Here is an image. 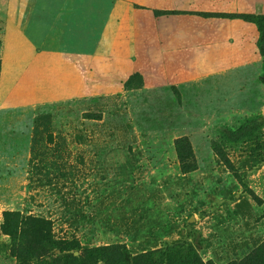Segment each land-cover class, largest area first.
<instances>
[{
	"label": "rangeland",
	"instance_id": "obj_1",
	"mask_svg": "<svg viewBox=\"0 0 264 264\" xmlns=\"http://www.w3.org/2000/svg\"><path fill=\"white\" fill-rule=\"evenodd\" d=\"M1 9L0 264H16L1 229L8 210L47 219L55 238L81 247L124 244L135 254L189 242L214 264L263 240L257 31L219 53L159 32L223 18L152 17L264 14V0H0ZM248 118L250 137L223 139ZM179 137L192 170L180 168Z\"/></svg>",
	"mask_w": 264,
	"mask_h": 264
},
{
	"label": "trees",
	"instance_id": "obj_2",
	"mask_svg": "<svg viewBox=\"0 0 264 264\" xmlns=\"http://www.w3.org/2000/svg\"><path fill=\"white\" fill-rule=\"evenodd\" d=\"M160 10L157 14L170 13ZM204 15L228 18H241L253 24L257 31L255 46L261 57V71L258 81L264 83V14L209 12ZM171 90L178 95L177 88ZM251 119H245L234 130L223 133V139L235 143L250 137L246 129ZM248 128V127H247ZM176 154L182 171L195 168L194 155L186 137H179L175 143ZM212 148L218 158L230 168V161L222 148L214 143ZM2 231L9 236L11 254L16 264H214L203 260L195 247L189 242H176L170 245L131 254L124 244H107L81 247L77 241L59 240L51 231L50 222L39 216L22 215L19 211L3 212ZM56 250L57 255L52 251ZM224 264H264V238L250 252L238 260Z\"/></svg>",
	"mask_w": 264,
	"mask_h": 264
},
{
	"label": "crops",
	"instance_id": "obj_3",
	"mask_svg": "<svg viewBox=\"0 0 264 264\" xmlns=\"http://www.w3.org/2000/svg\"><path fill=\"white\" fill-rule=\"evenodd\" d=\"M170 13H165V14H157L153 16L152 18H223L224 22H221L220 26H215V27H208L201 22L198 23V25L193 26L190 30L187 29H182L179 31L178 28L174 29L173 27H168V28H162L161 32H159L160 38L163 39H184V38H191L194 41L195 47L197 45L202 46L203 48H209L210 50H215L219 52L222 48H225V45H228L227 42L231 43L233 47L239 48L240 44L244 42L245 40L249 39L250 37L252 40L255 39L256 37V30L254 26L249 23L245 22L247 24H242L241 22L238 21L237 17L234 18H228V17H219V16H208L204 14H183L179 12H174V10H170ZM3 12V9L0 10V13ZM61 21L63 23V26L67 29L70 30V27L67 26V21L68 18H61ZM61 23V22H60ZM242 25H246L244 27L245 32H240L239 30L237 31L234 29L235 27H239ZM250 29L251 32L248 34L247 29ZM247 31V32H246ZM187 33H191V36H188ZM220 53V52H219ZM217 53V54H219ZM236 53H240L239 50H236ZM210 57L209 62H218L220 58L218 56L216 57L213 54L207 53ZM216 54V55H217ZM213 57V58H212ZM210 70V71H218L214 67H203L200 69V71H205V70ZM261 71V59L258 67V74Z\"/></svg>",
	"mask_w": 264,
	"mask_h": 264
}]
</instances>
